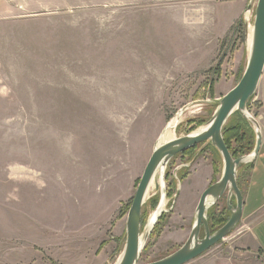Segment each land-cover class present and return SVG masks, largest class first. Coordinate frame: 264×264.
Instances as JSON below:
<instances>
[{"label": "rangeland", "instance_id": "374dc122", "mask_svg": "<svg viewBox=\"0 0 264 264\" xmlns=\"http://www.w3.org/2000/svg\"><path fill=\"white\" fill-rule=\"evenodd\" d=\"M257 2L0 0V264L119 262L128 213L160 133L177 116V137L202 128L241 80ZM191 7L204 8L219 29L226 16L235 22L210 66L149 90V72H174L168 59L151 63L167 48L149 37V29L179 26ZM203 100L212 105L196 110L190 104ZM247 107L264 125V74ZM238 133L232 134L234 146ZM217 152L211 144L169 163L164 211L139 264L160 260L187 241L203 187L222 175ZM252 163L238 169L242 191ZM192 171L200 172L190 178ZM182 173L186 177L179 178ZM160 185L158 174L143 207L142 230L159 203ZM72 206L85 217L76 218ZM111 206L107 222L101 212ZM225 207L226 197L208 210L209 223L214 215L224 218ZM245 225L242 218L232 234L187 264H264L263 252L237 242Z\"/></svg>", "mask_w": 264, "mask_h": 264}, {"label": "water", "instance_id": "95a60500", "mask_svg": "<svg viewBox=\"0 0 264 264\" xmlns=\"http://www.w3.org/2000/svg\"><path fill=\"white\" fill-rule=\"evenodd\" d=\"M264 74V0H258L255 8L253 38L246 70L238 84L229 90L219 101L212 118L202 127L187 135L159 142L143 172L130 207L126 230V246L117 264H139L141 253L158 222L167 198L166 168L178 154L202 145L212 144L222 156L224 168L218 181L207 187L196 208V219L187 241L174 253L146 264H187L227 238L243 218L244 194L238 183V169L253 162L259 155L263 134L259 121L248 111V103L255 96ZM181 110L179 115L184 113ZM239 112L253 124L256 131V145L252 153L234 157L225 138L224 128L231 116ZM161 178V197L159 203L142 230V211L153 181L157 175ZM227 199L231 212L228 221L211 232L208 210L221 199ZM236 205H233V198ZM202 229L205 236L201 238Z\"/></svg>", "mask_w": 264, "mask_h": 264}, {"label": "crops", "instance_id": "0c3cea01", "mask_svg": "<svg viewBox=\"0 0 264 264\" xmlns=\"http://www.w3.org/2000/svg\"><path fill=\"white\" fill-rule=\"evenodd\" d=\"M203 9L198 7L188 9L186 18L176 21L179 26L173 24L167 30L149 29V37L151 39L155 37V40L159 39L162 45L167 48L166 53H162V55L158 53V55L151 57V63L162 64L164 59H168L167 62L174 65V72L171 75H158V73L149 72V90H154V87L166 89L167 85L171 86L173 81H180L187 76H191L196 71H199L202 66L204 69L207 68L216 59L219 44L227 36L235 19H232L231 15L228 19L226 16L225 21L227 22L219 29L216 25L214 27L213 19L206 16ZM154 80L161 82L154 83ZM92 88L95 89L91 87L89 90ZM96 89L100 91V88ZM149 93H154V91H149ZM211 102L210 100H203L194 101L190 104L192 106L195 105V109L198 110L200 106L212 105ZM260 126L263 134L262 147L258 157L253 161L252 168H250L252 170L250 171L247 189L243 191L245 200L243 218L244 222L248 224L245 225L247 230L241 233L236 239H238L237 242L242 247L255 249L264 253V125L260 122ZM166 129L164 128L162 130L159 135L160 138ZM199 172L192 171L189 177L192 178V176H195ZM206 187V185L203 187V191ZM113 189L114 191H119L122 190V187L120 185L117 190L116 188ZM200 190L202 191V188ZM114 208L116 207L113 206L112 208L111 206L101 212L105 221H110L114 213ZM70 210L72 213L76 210L74 213L77 218L79 214L77 209L72 206ZM79 215L85 217L86 214L81 213Z\"/></svg>", "mask_w": 264, "mask_h": 264}, {"label": "trees", "instance_id": "16d2710c", "mask_svg": "<svg viewBox=\"0 0 264 264\" xmlns=\"http://www.w3.org/2000/svg\"><path fill=\"white\" fill-rule=\"evenodd\" d=\"M249 128H252L251 122L249 120H247L245 117H243L238 111L235 112L231 116L230 120L226 124V126L224 128V138H225V141H226V143H227V145H228V147H229V149H230V151L234 157H239V156L248 154L254 150L255 145H256V137H255L256 133H255L254 129L252 128V130L254 132L252 131V133L250 134L248 132ZM238 130H239L238 136H235L237 143H236V146H234L232 144V139H233L232 134ZM210 145H207L205 148H209ZM194 149H190L189 151H192ZM189 151H187V152H189ZM217 154H218V152L216 153V155ZM252 164H249L248 167L252 168ZM184 177H186V176H184L182 173L179 178H184ZM175 180L176 179H173V182H171V185H174V184L176 185ZM213 218H214V223H215L214 226H216V228L218 226H222L226 222L225 217L224 218H218V221H217V218L215 217V215Z\"/></svg>", "mask_w": 264, "mask_h": 264}, {"label": "bare ground", "instance_id": "6f19581e", "mask_svg": "<svg viewBox=\"0 0 264 264\" xmlns=\"http://www.w3.org/2000/svg\"><path fill=\"white\" fill-rule=\"evenodd\" d=\"M248 31H249L248 43H249V48H251L252 38H253V26L252 25L250 26V29ZM180 120H181L180 117L177 116V117H174L170 121L167 129L162 134L161 139H159L161 143L166 142V141L171 140V139H174L176 137L175 128L177 127Z\"/></svg>", "mask_w": 264, "mask_h": 264}, {"label": "flooded vegetation", "instance_id": "af4514ba", "mask_svg": "<svg viewBox=\"0 0 264 264\" xmlns=\"http://www.w3.org/2000/svg\"><path fill=\"white\" fill-rule=\"evenodd\" d=\"M201 146H202V145H199V146H197V148H198V147L201 148ZM195 148H196V147H195ZM192 149H194V148H192ZM187 151H189V150H187ZM187 151H186V152H187ZM186 152H183V153H180V154H185ZM180 154H179V155H180ZM177 156H178V155H177ZM174 158H175V157H174ZM224 199H225V198H223V200H224ZM226 202H227V199H226ZM224 211H225L226 213H225ZM223 212H224L225 214H224V215L221 214V216H222V217H227V216H228L227 212L230 213V210H229L227 207H225V208H223ZM221 216H220V217H221ZM225 223H226V222H225ZM209 224H210V229H211V232H212V233H214L218 228L221 227V226H218V227L216 228V227L214 226V218L210 219V223H209ZM204 233H205V232H204V230L202 229V232H201V238H203V237L205 236Z\"/></svg>", "mask_w": 264, "mask_h": 264}]
</instances>
